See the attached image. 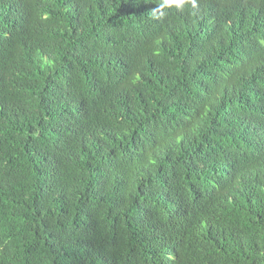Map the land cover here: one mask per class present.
<instances>
[{
  "label": "trees",
  "instance_id": "1",
  "mask_svg": "<svg viewBox=\"0 0 264 264\" xmlns=\"http://www.w3.org/2000/svg\"><path fill=\"white\" fill-rule=\"evenodd\" d=\"M161 3L0 0V264H264V33Z\"/></svg>",
  "mask_w": 264,
  "mask_h": 264
},
{
  "label": "clouds",
  "instance_id": "2",
  "mask_svg": "<svg viewBox=\"0 0 264 264\" xmlns=\"http://www.w3.org/2000/svg\"><path fill=\"white\" fill-rule=\"evenodd\" d=\"M187 0H162L160 8L170 7L175 5L176 8L182 9ZM192 7L203 10V16L207 15L216 22H220L223 27H229V32L233 31L234 22L237 17L241 19H255L258 30L264 33V0H202L196 6V0H191ZM246 9L248 11H246ZM163 15V13H161ZM222 37L227 38L223 32H220ZM196 38L203 39V33L200 28Z\"/></svg>",
  "mask_w": 264,
  "mask_h": 264
}]
</instances>
